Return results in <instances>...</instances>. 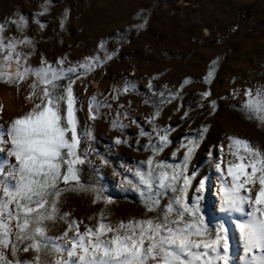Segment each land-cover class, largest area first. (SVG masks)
Returning <instances> with one entry per match:
<instances>
[{"label":"rangeland","instance_id":"1","mask_svg":"<svg viewBox=\"0 0 264 264\" xmlns=\"http://www.w3.org/2000/svg\"><path fill=\"white\" fill-rule=\"evenodd\" d=\"M20 17L24 24L18 30L13 21ZM0 25L5 44L8 37L30 39V44L17 45V50L29 54L27 62L32 66L42 58L54 66L63 59L67 68L87 56L103 57L105 51L111 56L80 79L72 77L78 131L90 128L92 132V138L85 137L80 144V152L88 149L91 161L79 166L81 181L102 188L111 202L93 204L91 192H63L59 212L69 215L45 221L49 236L61 235L71 219L83 232L85 225H95L101 209L113 224L143 214L137 193L123 190L119 182L127 168H135L151 155V149L144 148L148 137L139 132L141 128L152 132L148 117L157 108L155 126L170 129V143L156 159L179 162L183 149L176 158L172 151L186 136L199 139L201 126H206L190 169L209 177L204 200L209 220L217 201L213 165L231 159L228 137L247 139L264 149V124L246 119L239 107L246 88L264 90V0H0ZM101 42L103 48L98 47ZM125 82L133 87L120 92ZM29 83L31 78L17 88L0 82V124L6 127L11 118L31 107L25 100ZM204 91L209 95L202 98ZM169 93L176 98L169 100ZM93 95L99 112L90 120L88 98ZM113 120L123 127L114 129ZM116 136L128 142L115 144ZM3 147L7 157V146ZM101 158L106 163L101 164ZM166 202L165 197L162 204ZM230 235L231 255L238 261V233ZM32 255L21 253V258Z\"/></svg>","mask_w":264,"mask_h":264},{"label":"snow or ice","instance_id":"2","mask_svg":"<svg viewBox=\"0 0 264 264\" xmlns=\"http://www.w3.org/2000/svg\"><path fill=\"white\" fill-rule=\"evenodd\" d=\"M13 22L19 30L24 18ZM3 30L0 25V82L19 88L31 78L25 97L31 107L11 118L6 127L0 124V264H264V149L247 139L228 137L231 159L213 165L217 201L209 220L204 205L209 177L190 169L206 126H201L199 139L186 136L172 151L176 158L183 149L179 162L156 159L170 143V129L155 126L158 108L148 117L152 132L143 128L139 132L148 137L144 148L151 149V155L135 168H127L119 182L123 190L137 193L143 214L113 224L101 209L95 225H85L83 232L71 219L61 235H47L45 221L68 218L58 208L63 192H91L93 204L111 202L102 195V188L81 181L79 166L91 161L88 149L80 152V144L85 137L91 139L92 132L90 128L78 131L72 79H80L111 56L105 51L103 57L87 56L67 68L63 59H57L54 66L42 58L32 66L27 62L29 54L17 50V45L30 44V39L8 37L5 44ZM103 46L101 42L98 47ZM211 74L210 70L205 82ZM132 87L125 82L119 91ZM200 95L207 97L209 92ZM244 97L239 107L245 118L264 124V90L246 88ZM175 98L169 93V100ZM98 112L93 95L88 98L89 119H96ZM111 126L123 127L116 120ZM113 142L128 141L116 136ZM3 146H7V157ZM100 163L106 161L101 158ZM165 197L167 202L162 204ZM232 232L239 237L238 261L231 255ZM29 252L33 254L30 259L21 258V253Z\"/></svg>","mask_w":264,"mask_h":264}]
</instances>
